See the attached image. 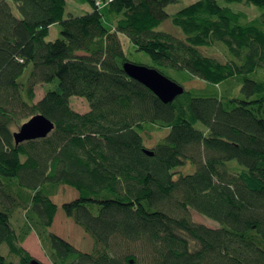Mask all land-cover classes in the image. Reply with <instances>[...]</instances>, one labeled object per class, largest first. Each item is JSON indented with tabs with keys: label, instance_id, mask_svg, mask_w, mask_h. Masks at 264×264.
<instances>
[{
	"label": "trees",
	"instance_id": "16d2710c",
	"mask_svg": "<svg viewBox=\"0 0 264 264\" xmlns=\"http://www.w3.org/2000/svg\"><path fill=\"white\" fill-rule=\"evenodd\" d=\"M78 1L91 10L66 18L68 0H0V264H32L33 233L53 264H264V0H199L173 15L180 0ZM167 20L185 38L159 31ZM215 47L224 60L202 52ZM126 62L184 94L163 103ZM36 115L55 129L17 145ZM62 186L79 193L64 209L91 253L51 231Z\"/></svg>",
	"mask_w": 264,
	"mask_h": 264
},
{
	"label": "rangeland",
	"instance_id": "374dc122",
	"mask_svg": "<svg viewBox=\"0 0 264 264\" xmlns=\"http://www.w3.org/2000/svg\"><path fill=\"white\" fill-rule=\"evenodd\" d=\"M199 0H180L178 4L169 6L166 11L168 14L173 15L180 10L190 6L191 4L197 2ZM222 5H225L222 1H220ZM232 8L235 10H245L250 14L251 20H254L258 16V11L257 9L252 6V7H247V6H239V5H232ZM91 7L88 4H84L78 0H68V7H67V13H66V18L74 15V16H81L85 14L86 12L90 11ZM16 13L18 14L17 10L15 9ZM159 31L168 33L170 35H173L176 38L183 39L185 38L183 31L174 26L171 20L165 21L159 28ZM60 36V30L58 27H53L51 29L50 36L48 40L53 41L59 38ZM122 41L124 42L125 48L128 49L129 46V40L125 37H122ZM203 54H207L209 56H213L215 58H219L220 60H224V55L222 53V50L218 47H215L213 49H202ZM136 62L143 63V64H149L150 59L140 53L137 54L134 57ZM58 82L56 81L53 84H49V88L51 89H56V85ZM194 85L203 87L204 83L203 82H196ZM42 85H39L38 88L36 89L37 93V102L43 98L44 96V88ZM187 89H190V85H186ZM72 107L74 108L75 111L79 113H86L89 112L91 107L89 102L85 98H80V97H73L72 98ZM19 130H16V132ZM168 134V131H166L165 135ZM161 135L158 134L156 137H160ZM180 170L184 173H193L196 170V167L194 164L188 163L186 166L180 168ZM79 197V193L76 189L70 187V186H62L58 192L56 193L55 196L52 197L54 203L58 206V212L57 216L55 219V223L51 229V231L58 236L64 238L65 240L69 241L72 243L77 249L80 251L86 252V253H91L94 250V240L93 238L87 234L82 227L77 225L74 220L67 215L64 209V204L71 202L73 200H76ZM192 216L194 220L197 223L205 224L209 227L216 228L219 227V224L204 217L199 215L196 212L192 213ZM25 249L34 257V259L39 260L43 264H53L51 260L47 257L45 254V251L42 248V245L40 243L39 238L37 237L36 234H32L27 241L24 243ZM1 252L3 254L8 253V249L6 246H3L1 248Z\"/></svg>",
	"mask_w": 264,
	"mask_h": 264
},
{
	"label": "water",
	"instance_id": "95a60500",
	"mask_svg": "<svg viewBox=\"0 0 264 264\" xmlns=\"http://www.w3.org/2000/svg\"><path fill=\"white\" fill-rule=\"evenodd\" d=\"M124 70L128 76L151 90L165 104L174 102L185 92L183 86L172 81L154 68L126 62ZM54 129L55 125L52 121L44 115H36L24 123L19 131L14 133V137L17 145H19L24 142L47 138ZM147 153L153 155L150 151H147ZM32 264L43 263L34 259Z\"/></svg>",
	"mask_w": 264,
	"mask_h": 264
},
{
	"label": "built area",
	"instance_id": "2783aa9c",
	"mask_svg": "<svg viewBox=\"0 0 264 264\" xmlns=\"http://www.w3.org/2000/svg\"><path fill=\"white\" fill-rule=\"evenodd\" d=\"M102 1H103V0H98V4H101ZM110 1H112V0H110Z\"/></svg>",
	"mask_w": 264,
	"mask_h": 264
}]
</instances>
